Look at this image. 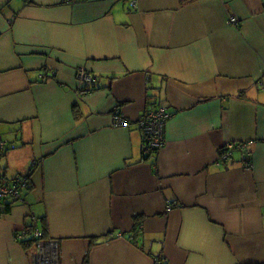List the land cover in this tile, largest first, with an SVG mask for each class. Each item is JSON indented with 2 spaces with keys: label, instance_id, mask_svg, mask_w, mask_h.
Listing matches in <instances>:
<instances>
[{
  "label": "crops",
  "instance_id": "1",
  "mask_svg": "<svg viewBox=\"0 0 264 264\" xmlns=\"http://www.w3.org/2000/svg\"><path fill=\"white\" fill-rule=\"evenodd\" d=\"M1 170L0 264H264V0H0Z\"/></svg>",
  "mask_w": 264,
  "mask_h": 264
},
{
  "label": "built area",
  "instance_id": "2",
  "mask_svg": "<svg viewBox=\"0 0 264 264\" xmlns=\"http://www.w3.org/2000/svg\"><path fill=\"white\" fill-rule=\"evenodd\" d=\"M66 2H72L73 0H65ZM131 5H135L133 2H130ZM230 22L235 23V18L231 16ZM76 78L79 83L86 85L87 88L92 87V85L96 84L100 78L93 72L88 71L85 67L79 66L76 71ZM114 125H124L126 123V118L123 117L117 110L114 113ZM169 116V112L163 107L159 106L154 108L153 110L144 112L140 119L138 120L140 137H142V154H155L156 151L159 150V147L164 143V121ZM248 141L245 142H231L223 144L219 152V162L221 165H225V162L232 156L234 151L242 150ZM3 145V143H1ZM246 164L245 166H250V160L248 154L245 155ZM27 186V178L25 175H17L12 177L11 180L4 179L3 174L0 172V211L4 210L5 200L13 199V200H22L21 196L23 193V189ZM30 229L31 231H29ZM41 235V232L36 229L25 228L17 235V238L20 240H24L25 237H33L38 238ZM53 243V241L51 242ZM50 243V244H51ZM37 248H38V263L41 264H51L47 258L50 254L47 255V244L44 239L38 240ZM49 244V245H50ZM54 255V253H51ZM161 258V256H160ZM159 257L156 258L157 264H160L161 260ZM53 260V259H52ZM54 262V261H53Z\"/></svg>",
  "mask_w": 264,
  "mask_h": 264
},
{
  "label": "trees",
  "instance_id": "3",
  "mask_svg": "<svg viewBox=\"0 0 264 264\" xmlns=\"http://www.w3.org/2000/svg\"><path fill=\"white\" fill-rule=\"evenodd\" d=\"M86 86V85H85ZM85 86H83V88H82V91H84V90H91L93 87H94V85H92V87H90V88H87V87H85ZM139 132H140V130H139ZM145 155V154H144ZM149 156H153V154H148L146 157H149ZM144 157V156H143ZM26 176H28V175H25V177ZM7 207L9 208V204H7ZM7 209V208H6ZM6 211V210H5ZM33 230V229H32ZM40 239H44V237H43V235H41V236H39L38 238H33V237H29V238H27V241H29V242H27V244L28 243H38V240H40Z\"/></svg>",
  "mask_w": 264,
  "mask_h": 264
},
{
  "label": "rangeland",
  "instance_id": "4",
  "mask_svg": "<svg viewBox=\"0 0 264 264\" xmlns=\"http://www.w3.org/2000/svg\"><path fill=\"white\" fill-rule=\"evenodd\" d=\"M0 172L3 173L2 170H1ZM15 176H17V175H15ZM15 176H13V177H15ZM27 177H28V176H26V178H27ZM27 180H28V178H27ZM29 228H30V227H29ZM28 230L31 231L30 229H28ZM49 247L51 248V250L46 252L47 255L50 254L49 257L47 258V260H49V261L51 262V264H54V262H53V260H52V259H54V257H53V255L51 254V252L54 251V250H53V249H54V241H53V243L50 244Z\"/></svg>",
  "mask_w": 264,
  "mask_h": 264
}]
</instances>
